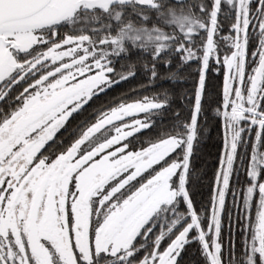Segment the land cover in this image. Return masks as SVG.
<instances>
[{
	"label": "snow or ice",
	"instance_id": "6c2138e0",
	"mask_svg": "<svg viewBox=\"0 0 264 264\" xmlns=\"http://www.w3.org/2000/svg\"><path fill=\"white\" fill-rule=\"evenodd\" d=\"M0 264H264V0H0Z\"/></svg>",
	"mask_w": 264,
	"mask_h": 264
}]
</instances>
